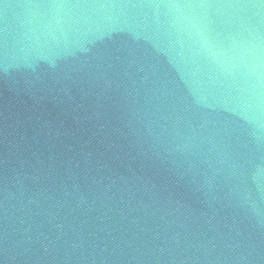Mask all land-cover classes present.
<instances>
[{"label":"water","instance_id":"obj_1","mask_svg":"<svg viewBox=\"0 0 264 264\" xmlns=\"http://www.w3.org/2000/svg\"><path fill=\"white\" fill-rule=\"evenodd\" d=\"M0 264H264V0H0Z\"/></svg>","mask_w":264,"mask_h":264}]
</instances>
